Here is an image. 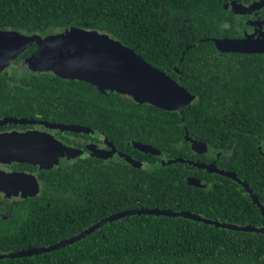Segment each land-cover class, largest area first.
Masks as SVG:
<instances>
[{
	"label": "trees",
	"instance_id": "1",
	"mask_svg": "<svg viewBox=\"0 0 264 264\" xmlns=\"http://www.w3.org/2000/svg\"><path fill=\"white\" fill-rule=\"evenodd\" d=\"M250 1L0 0V29L46 36L76 27L109 34L194 95L191 103L168 110L103 92L86 80L12 67L29 74L20 86L10 84L9 95L0 93V113L92 127L151 167L134 166L121 156L81 154L43 170L39 194L16 207L10 232L0 230V248L48 246L110 214L142 207L263 225L261 208L232 178L188 163L161 165L173 157L217 158L218 166L245 179L264 203V53L222 50L216 42L242 37L249 26L246 16L235 12L264 5V0L245 4ZM35 48L15 62L26 61ZM60 135L68 142L71 135L97 138L67 130ZM190 138L206 142L208 150L196 152ZM139 142L161 154L135 147ZM191 177L200 183H191ZM0 264H264V232L180 216L130 215L58 250Z\"/></svg>",
	"mask_w": 264,
	"mask_h": 264
},
{
	"label": "water",
	"instance_id": "2",
	"mask_svg": "<svg viewBox=\"0 0 264 264\" xmlns=\"http://www.w3.org/2000/svg\"><path fill=\"white\" fill-rule=\"evenodd\" d=\"M254 6L255 4L252 5V7ZM0 35H5V38L1 41L3 43L0 45V71L8 64L11 65L27 48L36 44L35 50L26 58L28 67L33 71H50L63 78L86 80L98 86L103 92L109 89L128 94L133 96L138 102H148L168 110H178L194 100V95L180 83V80L153 66L133 48L111 37L109 34L97 30L73 27L46 36L41 34H26L16 29L0 31ZM216 42L222 50L264 53V35L257 38L246 36L243 38L216 39ZM13 122L40 124L61 131L67 130L99 135L105 139L111 149L108 152L106 149L98 148L95 144L88 145V148L92 151V156L107 158L109 154L118 151L122 157L134 166L151 167L150 163L148 164L143 160L136 159L129 154L119 151L112 140L89 126L76 123L51 122L27 117H10V123ZM189 140L196 152L204 153L208 150L206 142L191 138ZM135 147L146 152L161 154V151L151 144L139 142L135 144ZM8 153L10 155V162L28 161L48 168L58 163L61 156L76 157L77 155L84 154L82 149L70 147L50 133L36 130L10 133V149H6L2 156L8 155ZM178 162L204 168L210 172L228 176L237 181L246 189L264 214V203L259 195L236 172L218 166L216 160L208 163L199 159L186 157L164 159L161 165L167 166ZM9 176L10 194L28 197L39 193L40 184L37 177L25 172H10V175L0 173V189L7 190L6 185L9 182ZM189 181L196 185L200 183V179L196 177L189 178ZM140 214L180 216L218 227L250 232H264V225L224 221L209 218L188 210L142 207L110 214L91 224L78 234L48 246L12 250L7 253L0 252V258H20L55 251L83 239L108 222Z\"/></svg>",
	"mask_w": 264,
	"mask_h": 264
},
{
	"label": "flooded vegetation",
	"instance_id": "3",
	"mask_svg": "<svg viewBox=\"0 0 264 264\" xmlns=\"http://www.w3.org/2000/svg\"><path fill=\"white\" fill-rule=\"evenodd\" d=\"M256 1H259V0H253L245 4L250 6ZM236 8L238 10L239 6H236ZM240 12L241 11H237L235 13L238 15L241 14V15L246 16V22L249 26L247 29L242 31V37L240 38H243L246 36H252L254 38H257V37L263 36L264 35V5L260 7H254L250 11H247L246 13L245 12L240 13ZM0 31L1 32L10 31V29H0ZM3 36L5 35H2L0 38L2 39ZM1 41L3 40H0V45L3 43V42L1 43ZM21 65L26 67L27 63L25 59H21L19 63H16L14 60L11 65L8 64L6 67H4L0 71V93L9 95L10 94V84L20 86L21 83L26 82L25 79L24 80L22 79L25 76H27L29 73L26 71H22V72L18 70L16 71L14 70V68H12V67H18ZM10 68L12 69L10 70ZM10 117H20V116H10V113H7L6 111L5 112L3 111L0 113V121H1L0 123V173L2 174L7 173L10 175V172H22V173L25 172L28 174H33L37 177L39 181L40 190L42 188V181L40 180V174L43 170L66 164L72 161L76 157H69L68 155L61 156L59 158V162L49 168L41 167L40 164H36V163L28 162V161H11L10 162L9 153L8 155L2 156L3 152H5L6 149L7 150L10 149V133L27 132V131H32V130L43 131V132L52 134L59 141H62L64 144L70 147H74V148L79 147L78 144L80 143H78V141L80 140L81 145H82L80 148L83 150V153L85 156H92V151L88 148V145H91V144L92 145L95 144L96 146H98V148L106 149V151L108 152L111 149V147L108 145L105 139L99 135H91L93 137H97L98 139L97 138L90 139L86 137H79V135H71L72 139L68 142L61 138V135H60L61 130L59 129L45 127L40 124L15 123V122L10 123ZM35 119H38V118H35ZM117 148L119 151L124 152L118 146ZM115 156H121V155L119 154L118 151H115L112 154H109L107 158H113ZM215 160L217 161V158H214L211 162H214ZM145 162L148 164L150 163L148 161H145ZM211 162H208V163H211ZM6 186H7L6 187L7 190L0 189V230L8 233L10 232V219H12L13 217L14 210L16 209V207H18L23 202L25 198H28L31 196L23 197V196L16 195V194H10V176H9V182L7 183ZM10 251L12 250H10V246L8 245H5V248H0V252L2 253H7ZM0 259H4V258H0Z\"/></svg>",
	"mask_w": 264,
	"mask_h": 264
},
{
	"label": "rangeland",
	"instance_id": "4",
	"mask_svg": "<svg viewBox=\"0 0 264 264\" xmlns=\"http://www.w3.org/2000/svg\"><path fill=\"white\" fill-rule=\"evenodd\" d=\"M228 5H229L231 8H233L234 10H236V9H237V8H236V6H237V5H234V3H233V2H232V3H230V2H229V3H228ZM236 11H237V10H236ZM0 37H1V36H0ZM4 37H5V36H3V37H2V39H4ZM8 38H9V36H8ZM8 38H7V39H8ZM2 39L0 38V40H2ZM21 67H23V68H24V66H23V65H21Z\"/></svg>",
	"mask_w": 264,
	"mask_h": 264
}]
</instances>
